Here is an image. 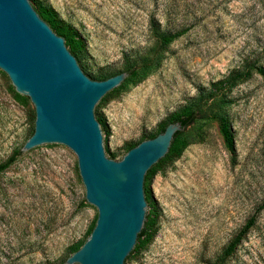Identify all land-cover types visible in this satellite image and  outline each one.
I'll list each match as a JSON object with an SVG mask.
<instances>
[{
    "label": "rangeland",
    "instance_id": "obj_1",
    "mask_svg": "<svg viewBox=\"0 0 264 264\" xmlns=\"http://www.w3.org/2000/svg\"><path fill=\"white\" fill-rule=\"evenodd\" d=\"M34 1L76 30L89 72H120L124 57L152 54V29L174 35L157 68L98 111L106 156L114 161L242 60H264V0ZM8 86L0 72V164L14 155L0 171V264H63L96 210L83 199L70 150H21L33 110ZM228 98L233 161L213 121L187 129L194 141L150 177V226L131 264H210L264 197V84L252 75ZM225 264H264V211Z\"/></svg>",
    "mask_w": 264,
    "mask_h": 264
},
{
    "label": "water",
    "instance_id": "obj_2",
    "mask_svg": "<svg viewBox=\"0 0 264 264\" xmlns=\"http://www.w3.org/2000/svg\"><path fill=\"white\" fill-rule=\"evenodd\" d=\"M0 72L32 106V133L21 150L62 146L75 156L83 199L96 210L82 245L63 264H131L147 231V181L175 152L183 130L162 132L107 158L97 112L125 83V72L91 80L35 12L32 0H0ZM121 83V84H120ZM174 136V137H173Z\"/></svg>",
    "mask_w": 264,
    "mask_h": 264
},
{
    "label": "trees",
    "instance_id": "obj_3",
    "mask_svg": "<svg viewBox=\"0 0 264 264\" xmlns=\"http://www.w3.org/2000/svg\"><path fill=\"white\" fill-rule=\"evenodd\" d=\"M32 2L38 17L43 22H45L48 28L56 36H59L60 38H62L63 41L68 42V52L79 63L82 64V59L84 55V44L81 37L76 32V30L70 25L59 20V18L56 16L55 12L51 8L39 2H35L34 0H32ZM152 31L157 36L156 38L158 39L156 50L153 51V53L150 55H148L147 52H144L141 54H136L134 56L124 57L123 69L120 72H125L126 76L121 83H125V82L127 83L124 84L118 90L127 89L129 86H133L139 83L146 76L152 73L159 64L160 52L174 38V35L169 34L167 31H158L157 29H152ZM83 68L86 74L88 75L89 79L91 80H104L110 76L120 73L118 71L110 72L108 70L89 72L85 69L84 66ZM252 75L258 76L261 82L264 84V60H262L258 56H253L251 58H246L242 60L239 66L229 71L222 79L211 83L209 89L199 91L197 94L194 95V97L190 99V101L187 104L182 106L178 111L171 114L166 119V121L163 122L158 127L157 131H155L154 134L148 136H142L135 143L127 144L125 146L124 153L130 148L134 147L140 141L153 138L158 133L162 132V130L167 124L174 122L179 123L180 126H183V130L174 135L176 136L182 133L178 141V144L176 146L173 157L168 162L163 161L161 165L156 169V171H159L162 169V167L165 164L175 160L179 156L180 152L184 149V147H186L188 144L194 141V137H196V134H194L193 132L187 129H189L194 124L195 121L206 120V121H213L216 124L217 133L221 139L223 148L229 154L230 159L233 161L234 144H233V132L227 114V109L229 105L228 97L233 87L247 81L248 79H250ZM7 88L12 98L16 102H19L21 104L26 103L27 98L16 94L10 85ZM112 95L108 99H106L102 104H100L99 109L105 102H107L113 97ZM97 116L99 120L100 129L102 132L103 121L99 116L98 112H97ZM31 133H32V129H31ZM108 158L111 159V157ZM13 159H14V155L9 156L2 164H0V171L8 167L12 163ZM149 180L150 178L147 181L145 201L150 207L149 189H148ZM262 211H264V197L261 200H259L258 204L254 209V213L245 220V222L243 223L242 227L238 230V232L224 246L220 255L217 258H215L210 264H225L226 260H228V258L232 255L233 251L240 244L241 240L255 226L256 215L261 213ZM94 221L91 224V226H89V228L86 230L84 239L81 242L73 246H70L65 259L68 256H70L73 252L78 250V248L82 245L85 238L90 233L94 225ZM149 226H150V220L147 219V229L149 228ZM145 234L146 232L139 238L141 246L144 244L145 240L147 239V236L145 240L143 239V237H145Z\"/></svg>",
    "mask_w": 264,
    "mask_h": 264
}]
</instances>
